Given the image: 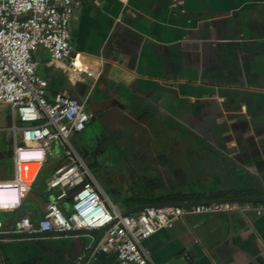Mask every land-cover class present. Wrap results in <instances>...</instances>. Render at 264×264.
<instances>
[{
  "label": "crops",
  "instance_id": "1",
  "mask_svg": "<svg viewBox=\"0 0 264 264\" xmlns=\"http://www.w3.org/2000/svg\"><path fill=\"white\" fill-rule=\"evenodd\" d=\"M81 2L71 20L72 43L94 76L74 81L67 60L57 62L43 48L35 56L48 97L66 92L82 99L94 113L90 122L102 124V136L91 147L85 143L80 155L99 167L118 208L138 205L125 198L142 195L146 181L162 182L154 192L181 190L187 199L264 195V0ZM4 110L0 181L14 176L12 112L8 104L0 105ZM111 133L124 137L115 144L121 166L106 157ZM52 144L34 183L45 178L41 192L33 186L20 205L0 209L3 222L45 214L54 195L46 180L68 161L63 142ZM128 174L137 185L120 182ZM259 203L226 202L235 206L185 214L143 245L153 264H264ZM13 228L3 225L0 232V264H77L99 234L10 236ZM93 264H118L117 254L99 252Z\"/></svg>",
  "mask_w": 264,
  "mask_h": 264
},
{
  "label": "built area",
  "instance_id": "2",
  "mask_svg": "<svg viewBox=\"0 0 264 264\" xmlns=\"http://www.w3.org/2000/svg\"><path fill=\"white\" fill-rule=\"evenodd\" d=\"M81 5V0H0V102L11 108L10 128L15 138L14 176L0 181V209L17 207L26 192H33L53 141L61 140L68 161L46 180L54 195L45 214L36 220L29 214L20 216L12 231L105 227L96 245L87 246L77 256V264H93L99 252L111 250L118 264H153L143 245L146 238L185 214L211 213L235 205H167L124 214L112 201L71 142L94 113L84 100L66 92L50 99L47 79L39 73L35 56L43 48L53 60H67L76 72L74 81L81 74L94 76V68L83 65L72 43L71 20ZM256 210L263 213L264 202ZM3 225L0 219V232Z\"/></svg>",
  "mask_w": 264,
  "mask_h": 264
},
{
  "label": "water",
  "instance_id": "3",
  "mask_svg": "<svg viewBox=\"0 0 264 264\" xmlns=\"http://www.w3.org/2000/svg\"><path fill=\"white\" fill-rule=\"evenodd\" d=\"M9 116V113L7 111H1L0 112V127H3L6 125V118ZM102 134L99 132L94 137L86 143V147H91V145L94 142H97L99 140V137H101ZM226 202H236V203H242V202H264V195H258V196H248V195H239V196H226V197H213V198H198V199H183V200H166L162 202L157 203H141L136 206L130 207L123 211L124 214L133 213L139 210H142L145 207H160V206H167V205H177V206H194L197 204H207V203H226ZM7 228H12V224L14 223V217H11L10 220L3 222ZM105 229L103 228H88L84 229V231H96L99 232L98 236L96 237V240L93 244V247L96 245L100 234ZM68 231H74V230H63L61 232H68ZM51 231H42V232H35V233H28V232H10V236H33V235H47Z\"/></svg>",
  "mask_w": 264,
  "mask_h": 264
},
{
  "label": "rangeland",
  "instance_id": "4",
  "mask_svg": "<svg viewBox=\"0 0 264 264\" xmlns=\"http://www.w3.org/2000/svg\"><path fill=\"white\" fill-rule=\"evenodd\" d=\"M0 105H6V103L0 102ZM101 127H102V124H100L98 120H93L92 122L89 121L86 125V128L83 131L75 133L71 137V142H72L73 146L77 149L79 154H81L83 157H84V154L82 151V146L85 145V143H87L88 141H90L94 137V135L99 133V131H100L99 129ZM105 144L107 147L106 157L111 159L113 162L118 163V166H121V164H124L125 159L120 154V150L117 149L115 146V144H118V145L124 144V137L117 135V134H114V133L113 134L111 133V137H109L105 141ZM52 145L54 146L55 144H52ZM124 152H127V150H125ZM104 157H105L104 155L101 158H99V156H98L97 157L98 161L105 160ZM192 160L194 161V159H192ZM89 168L92 171V173L96 176L98 181L101 183V185L109 192L108 193L109 197L115 201L114 194L112 193V191H109V187L107 186V184H105V182L102 180V178L100 176L99 167L96 166L94 164V162L92 161V163H89ZM43 174L45 176V174H47L46 171H44ZM130 177H131V175H129V174L124 175V176H122V178H125V180H121L120 182L125 183L126 185H132V186L137 185V180L131 181ZM141 178H143V176ZM44 179L45 178L43 177L41 179V182L37 185V188L40 190L44 187Z\"/></svg>",
  "mask_w": 264,
  "mask_h": 264
},
{
  "label": "trees",
  "instance_id": "5",
  "mask_svg": "<svg viewBox=\"0 0 264 264\" xmlns=\"http://www.w3.org/2000/svg\"><path fill=\"white\" fill-rule=\"evenodd\" d=\"M51 172L52 170H47V174ZM161 185H162V182H159V181H146L144 182L145 188H144V193L142 195L127 197L125 198V201L127 202V204H131V203L141 204V203H157V202H162L166 200H183V199L191 198V197H188L181 190H175L170 193L154 192L155 189L162 187ZM33 186H35L34 188L37 192H41V190L37 188V185L34 184Z\"/></svg>",
  "mask_w": 264,
  "mask_h": 264
}]
</instances>
